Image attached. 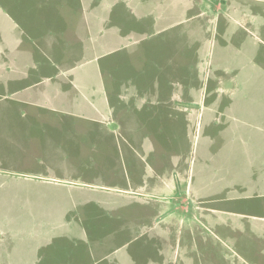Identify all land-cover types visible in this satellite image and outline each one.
I'll return each mask as SVG.
<instances>
[{
    "label": "rangeland",
    "instance_id": "obj_1",
    "mask_svg": "<svg viewBox=\"0 0 264 264\" xmlns=\"http://www.w3.org/2000/svg\"><path fill=\"white\" fill-rule=\"evenodd\" d=\"M198 10L180 0H0V264H249L248 235L222 210L262 199L188 205L180 226L153 224L163 199L167 216L190 197V168L192 198L226 195L229 182L237 196L264 189V34L243 35L261 131L242 133L241 122L215 120L218 111L195 126L184 108L199 103L201 86L207 105L241 102L237 81L228 77L223 93L222 66L209 63L224 62L221 44L241 50V29L224 25L241 17L219 13L229 37L214 36L210 18L193 19ZM207 36L219 46L205 78ZM247 59L237 50L229 60ZM108 100L121 126L97 119Z\"/></svg>",
    "mask_w": 264,
    "mask_h": 264
},
{
    "label": "crops",
    "instance_id": "obj_2",
    "mask_svg": "<svg viewBox=\"0 0 264 264\" xmlns=\"http://www.w3.org/2000/svg\"><path fill=\"white\" fill-rule=\"evenodd\" d=\"M263 0H180V8L183 9H200L194 13L193 19H209L213 24V35H217L218 33L223 34L225 37H229L228 33L225 30H220L221 26V19L219 18L220 15L219 13H226L229 15H232L234 13L238 14V19H233L230 16H228L229 19H231L230 22H225L224 25H229V24H234L237 29H241V45H237L238 47H241V50L239 48H236L235 45H224L215 43L209 44L208 36L206 38V42L199 47L201 51L203 52L202 56V62H201V70L204 71V74L202 77H209V72H212V66L206 62L207 56L209 53L215 54L217 47H221L219 49L218 57L222 56L221 60H224V62H219V63H214L213 60L209 62L210 64H216L222 66V68L219 70L217 73V77L219 84H221V90L223 93H225V87L223 86V83L225 80L230 77V79H235L238 83V87L236 88L238 92L241 91V102H234L228 107H219L216 105H207L206 104V99L204 98L205 95L208 93L205 86H201L200 89L197 91L199 94L198 102L196 103L195 106H186L184 110L188 112L192 120L194 121L195 126H201L204 121L210 116V114L206 113V111H218L217 114L218 116H215V120L217 119H223L225 118L226 124L230 125V123L234 121L241 122V131L242 133L247 131L248 129L245 128L243 125L250 126L252 130L256 131L257 129L261 131V126L257 124L258 122L253 119L254 114L256 112V104H257V93L258 89L256 85L251 81L255 77L254 75V55L250 54L249 52L246 51L244 48L243 44H246V41L244 39V34H249L253 36L254 38L255 35H257L254 31L255 29L260 30L262 34H264L263 30V25L258 23L257 21V14H258V9H256L255 4H259V2H262ZM264 2V1H263ZM262 9V8H261ZM159 10V9H157ZM222 11V12H221ZM145 15H148L151 12V9L148 11H143L142 12ZM159 14V13H155ZM241 14V15H240ZM159 16V15H158ZM158 19V17H156ZM159 21V20H158ZM209 23H205L203 25H209ZM222 31V32H220ZM238 35V34H236ZM260 35V34H259ZM258 39L260 40V36H258ZM133 41L130 42L127 41L128 44L132 43ZM126 43V44H127ZM132 45V44H131ZM212 47V49H211ZM238 52L242 53L243 55H246L249 59L245 61H241V66L238 64L232 63L230 59V55L232 54H237ZM244 50V51H243ZM218 61V60H217ZM196 68V65L194 66ZM198 67V65H197ZM248 67H251L252 69L249 68L250 74H246L245 71L248 69ZM197 69V68H196ZM241 71V74L240 72ZM228 76H227V74ZM205 78H203L205 80ZM230 93H233L235 91L229 90ZM122 99L126 100V96L122 94ZM91 102L94 104H97L95 102V99L90 98ZM109 101V100H108ZM110 106L107 108V112L103 117L97 118L98 120L101 121H107V120H113L116 121L114 125L121 126L122 123H120V120L118 119L119 117L114 114L113 112V106H112V101H109ZM193 105V103H191ZM222 111V113H221ZM264 112V111H263ZM216 114V115H217ZM222 115V116H220ZM213 118V119H214ZM262 118L264 119V114L262 115ZM264 122V121H263ZM105 124L104 122H101L100 124ZM247 129V130H246ZM114 132H118V129L113 130ZM245 138V142H255L259 138L255 134H248L245 133L243 135ZM264 151V150H261ZM201 155H203L205 152L201 151ZM208 171V170H207ZM190 172V186H188L186 189L191 192L190 197H184L182 201L178 204V207L175 208L174 210L170 209L168 215L166 216V209H167V203L165 202V199H163V204L160 207L159 213H157V217L159 216V219H155L153 224L156 225L157 223H162V222H177L179 223H184L182 222L183 219L182 217L178 215V211L180 209L188 208V205H192L195 208H202L204 207L206 210H212L216 211V208L208 206L209 203H214L216 201H230V202H236V201H245V200H252V199H262V204L264 205V189L262 190H257L255 192L249 193L248 191L246 193H242L240 196H237L238 194H235L236 192L238 193L239 190L236 189L235 185H233V182H229V187L228 190H226V195H219L215 196L212 198L208 197L207 199L204 198H192L194 196L193 191V174L194 170L192 171L191 174V168L188 171ZM161 176V184L167 185L170 189H175L178 187L179 182H177L176 176H173L171 178H165L164 175ZM189 180V181H190ZM64 181H67V179H64ZM239 187H241V184H239ZM243 187H241L242 189ZM224 194V192L222 193ZM169 200V199H166ZM205 204H207L205 206ZM181 211V210H180ZM223 212L228 214L229 216L233 217V220L235 221L232 223V226L235 225H241V230L243 233H245L248 236H241V242L246 246L245 250H241V253L244 255V260L247 263H253V264H264V251L259 249L257 247V243H262L264 244V206H255L252 208V206H247L242 207L241 206V211L240 210H234V209H223ZM207 219L209 221V218L207 216ZM180 226V224H179ZM150 227L146 226L143 231V235L146 232H149ZM253 240V241H252ZM164 252V251H163ZM160 262H158L159 264Z\"/></svg>",
    "mask_w": 264,
    "mask_h": 264
}]
</instances>
